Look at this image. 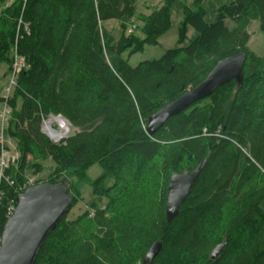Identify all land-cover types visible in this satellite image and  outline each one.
<instances>
[{
	"label": "trees",
	"instance_id": "16d2710c",
	"mask_svg": "<svg viewBox=\"0 0 264 264\" xmlns=\"http://www.w3.org/2000/svg\"><path fill=\"white\" fill-rule=\"evenodd\" d=\"M174 1L140 16V38L127 34L138 0H0V63L10 72L17 49L27 65L4 132L19 160L0 186V238L26 167L42 171L41 162L50 160L46 183L76 178L90 183L94 195L77 219L64 217L35 264H143L158 241L153 264H264V58L248 47L252 21L264 32V0H234L218 9L214 23L205 20L204 0H195L184 8L179 43L188 26L196 38L133 68L123 55L158 44ZM110 20L121 23L119 39L105 29ZM240 53L247 55L241 86L232 81L148 134L152 115ZM49 116L64 117L74 133L50 141L41 131ZM204 160L198 182L168 223L171 177ZM95 165L103 173L90 181ZM67 188L74 208L81 195L72 183ZM220 245L223 252L212 260Z\"/></svg>",
	"mask_w": 264,
	"mask_h": 264
},
{
	"label": "water",
	"instance_id": "95a60500",
	"mask_svg": "<svg viewBox=\"0 0 264 264\" xmlns=\"http://www.w3.org/2000/svg\"><path fill=\"white\" fill-rule=\"evenodd\" d=\"M245 53L219 61L206 79L197 87L168 104L147 121L148 134L159 132L173 117L195 103L211 97L219 88L235 81H244ZM202 161L192 172L174 174L169 182L166 198V220L174 221L206 166ZM73 207L71 194L64 183L39 184L29 187L17 197L14 214L7 220L0 244V264H35L48 236L57 229ZM162 249V242H155L143 259V264H153ZM224 246H218L211 259L217 260Z\"/></svg>",
	"mask_w": 264,
	"mask_h": 264
},
{
	"label": "rangeland",
	"instance_id": "374dc122",
	"mask_svg": "<svg viewBox=\"0 0 264 264\" xmlns=\"http://www.w3.org/2000/svg\"><path fill=\"white\" fill-rule=\"evenodd\" d=\"M195 1V0H194ZM165 0H138L136 4V16L133 19L132 23L134 25L129 26L128 35L134 33L140 38H144V35L141 30V23L139 22L140 16H148L152 12L161 8L164 4ZM188 0H175L171 10V25L167 32H165L158 39V44L153 46H146L144 52L135 54L129 57L128 53L123 55L124 60H128L130 66L133 68L138 67L140 64L150 61H159L164 58L168 51L177 49L179 47L188 46L195 38L196 31L193 27L188 26L186 41L182 44L179 43V30L181 27V23L183 21V12L184 8L188 7ZM220 2V3H219ZM231 0H206L203 3V7L206 10L205 20L207 23H214L217 20L218 16V4H231ZM193 8V5L189 6ZM135 26H138V29H135ZM229 27H233L234 24L232 22H228ZM105 29L109 31L116 39H119L121 32V23L118 20H110L105 24ZM248 31L250 33V41L248 43L249 49L258 57L264 58V32L260 30V22L258 20H254L249 25ZM9 69L8 66L4 63H0V98L4 95L5 88L8 85L9 81ZM3 110V100L0 102V113ZM62 134L67 137L74 133V130L70 123H68V128L63 127ZM59 130L58 127H56ZM0 135H1V127H0ZM58 140V139H56ZM61 138L59 141H62ZM5 145L9 146V151L11 154H19L16 150V144L13 140L6 139L4 136ZM4 145V146H5ZM43 165L42 171H38L32 167L25 168V174L27 176L26 181H32L33 186L39 184H45L50 180V175L52 170L54 169V163L52 161L41 162ZM103 173L101 167L99 165L93 166L88 171V178L90 181L96 180ZM39 183V184H38ZM60 183V182H59ZM76 186L81 195L79 203L71 209L68 215V220H75L79 216H81L85 211L88 210L90 202L94 199V195L92 193V188L90 183L84 181L81 182L79 179L72 178L71 181L66 182V186H70V184ZM23 184V183H22ZM21 184V185H22ZM261 208L264 210V201L261 204Z\"/></svg>",
	"mask_w": 264,
	"mask_h": 264
},
{
	"label": "built area",
	"instance_id": "2783aa9c",
	"mask_svg": "<svg viewBox=\"0 0 264 264\" xmlns=\"http://www.w3.org/2000/svg\"><path fill=\"white\" fill-rule=\"evenodd\" d=\"M13 63L10 69V74H9V81L8 85L5 88L4 95L2 96L3 99V110L0 113V127H1V135H0V146L2 147L1 155H0V186L2 180L9 181V177L6 178V171L10 168L11 165H15L18 160H19V154H11L9 150L5 148V142H4V132L8 126L9 119L11 117V107H10V100L14 95V92L16 88L18 87V79L20 74L23 72L24 69H26V61L25 58L17 52V49H14V54H13ZM59 118H63L62 116H49L48 118L43 120V123L41 125V131L42 133L53 143H60L63 140H65L67 137H65L62 134V129L64 124L56 121ZM67 121V120H66ZM56 127L59 128V130L56 129ZM52 133L60 134L63 137V140L60 142H57L59 140H56L53 137ZM70 136V135H69ZM32 181H25L20 187L19 190L24 192L26 189L29 187H32L33 184ZM15 203L12 201L8 207V217L10 218L15 210H16ZM0 244H1V238H0Z\"/></svg>",
	"mask_w": 264,
	"mask_h": 264
},
{
	"label": "bare ground",
	"instance_id": "6f19581e",
	"mask_svg": "<svg viewBox=\"0 0 264 264\" xmlns=\"http://www.w3.org/2000/svg\"><path fill=\"white\" fill-rule=\"evenodd\" d=\"M56 121H59V122H61V123H63L64 124V126L66 127V128H68V122L64 119V118H59L58 120H56ZM53 134V137L55 138V139H60V138H62L63 136L62 135H60V134H56V133H52Z\"/></svg>",
	"mask_w": 264,
	"mask_h": 264
},
{
	"label": "crops",
	"instance_id": "0c3cea01",
	"mask_svg": "<svg viewBox=\"0 0 264 264\" xmlns=\"http://www.w3.org/2000/svg\"><path fill=\"white\" fill-rule=\"evenodd\" d=\"M206 0H204L203 1V3L205 2ZM232 2L234 1V0H231ZM220 3V2H219ZM190 5H193L194 6V0H188V2H187V5L186 6H190ZM224 5H227V4H224ZM223 4L221 5V4H218V9L220 8V7H222V6H224ZM163 6V5H162ZM161 6V7H162ZM192 8V7H191ZM1 10H2V7L0 6V12H1Z\"/></svg>",
	"mask_w": 264,
	"mask_h": 264
}]
</instances>
